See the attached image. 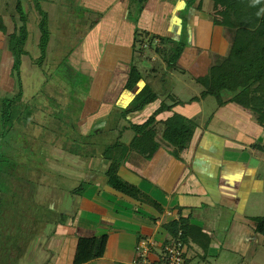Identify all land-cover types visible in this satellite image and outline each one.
I'll return each mask as SVG.
<instances>
[{
  "label": "crops",
  "instance_id": "crops-1",
  "mask_svg": "<svg viewBox=\"0 0 264 264\" xmlns=\"http://www.w3.org/2000/svg\"><path fill=\"white\" fill-rule=\"evenodd\" d=\"M40 4L48 2L40 0ZM80 4L94 16L88 25H95L83 44L95 47L94 57L101 64L99 71L91 76L86 71L76 76L81 81L83 77L89 81L94 78V85L84 86L77 109L76 133L79 138L87 139L89 146L84 152L72 154L61 142L55 145L50 140L40 141L44 142L40 146L46 157L37 202L42 200L39 204L45 210V217L38 238L17 264H75L80 240L102 237L108 239L104 257L88 264H132L141 241L153 242L157 253H161L170 239L165 227L181 217L191 220L193 226L212 239L207 253L194 240L189 241L186 247L191 264L197 259L203 264H212V260L229 264L232 255L244 260L254 254L263 255L264 237L255 233L254 217L247 212L264 199V187L256 168L263 159L259 157L261 152L252 149L255 143L264 142V130L252 121L251 113L231 104L216 112L208 123L198 124L190 148L177 157L163 140L166 123L176 114L191 120L200 112L194 110L195 104L184 102L176 95L156 93L154 88H159L160 82L157 74L150 78L140 70L143 82L133 93L125 90L131 65H136V24L130 18L132 0H81ZM191 4L192 0H149L138 27L151 36L179 42L186 23L189 47L180 64L189 60L194 64L201 55L199 49H209L213 59L215 55L225 57L229 42L224 30L215 27L212 21L214 2L196 0L189 8ZM188 10L184 18L183 12ZM3 34L0 32V53H4L0 54V99L9 94L12 97L17 87L9 74L11 55L8 47L5 48ZM174 72L172 77L177 76L178 70ZM147 86L160 100L124 120L122 111ZM186 86L190 90V85ZM163 103L180 104L173 112L157 118L154 130L161 148L149 161L131 150L136 134L130 127L146 124ZM27 133L25 139L19 140L23 147L35 150L38 139L30 131ZM118 144L122 145V153L118 154L120 149H116L115 157L123 161L119 176L140 190L146 200H134L109 186L107 174L112 161L106 157L112 154L106 156L105 152ZM22 153L18 152L17 162L24 166L23 175H35L32 166L27 168L30 159ZM85 185V193H76ZM261 261L264 263V259Z\"/></svg>",
  "mask_w": 264,
  "mask_h": 264
},
{
  "label": "trees",
  "instance_id": "trees-1",
  "mask_svg": "<svg viewBox=\"0 0 264 264\" xmlns=\"http://www.w3.org/2000/svg\"><path fill=\"white\" fill-rule=\"evenodd\" d=\"M17 1V10L21 13V21L24 26L16 29L14 33H8V29L3 27L4 25H0V32L7 36L10 52L13 55L12 78L17 83L16 90L19 89L18 94L12 100L8 98L0 99V102L4 101L10 104L16 103L18 98L23 97L21 84L22 58L23 54H26L24 48L29 37L27 18L23 14V2L22 0ZM212 1L215 5L212 21L215 27L224 30L225 37L229 42V52L225 57L217 59L207 76L197 80V83L205 89L202 93V100L210 97L215 98L220 109L231 104L237 105L257 116V123L264 130V0ZM148 2L149 0H132L130 18L136 24L134 51L137 54H142L146 43H149V47L153 48L157 40L160 41L162 48L172 46L169 52H167V49L157 48L156 53L163 56L169 71H176L189 47L187 25H184L182 38L179 42L170 38L151 36L149 33L142 31L138 27V23ZM195 2L196 0H192L189 8ZM40 11L43 16L40 24L43 33L41 49L44 54H47L51 43L48 28L49 16L42 10V7ZM1 24H3V21ZM184 32H186V39L183 38ZM143 80V75L138 66L132 64L125 90L130 93L135 92ZM226 96H231V99L226 101ZM159 100L160 96L150 86H147L136 96L132 104L122 111L121 117L127 120L133 115L144 112ZM196 100L199 99H194L190 104H194ZM178 104L180 103L175 104V106H168L163 103L146 124L142 126L131 125L130 130L136 134L130 147L131 150L145 156L149 161L153 160L161 148L156 140L157 135L154 130L158 124L157 118L164 113L173 112ZM198 127L196 122L176 114L166 123L163 140L174 149L175 155L179 157L190 148ZM11 131H13V127ZM5 134V130L0 132V144L5 143ZM80 140L82 143L79 144V149L80 152H84L89 143L85 138L80 137ZM35 141L38 142V140ZM75 142L77 143V141ZM37 148H41V146L36 145ZM121 148L122 145L118 144L105 152L106 156L112 153V156L106 157L112 161L107 174L109 186L116 192L134 200H146L147 197L140 190L123 181L119 176L123 161L121 158L115 157L116 152L114 151L120 149L118 154H121ZM252 149L264 154V143H255L252 145ZM35 163V161L31 162L32 168H34ZM34 171L36 172L35 176L42 175L35 168ZM3 172L0 183L7 186H3L4 189L0 190V264H17L25 256L31 243L38 238L44 222L45 210L37 202L39 182L36 180L31 181L26 178L27 176L22 178L17 176L16 178L15 175L17 174L11 172V170H4ZM86 186H82L76 193L80 195L85 193ZM151 204L157 206L155 202L151 201ZM191 222V220L181 217L178 221L174 220L168 224L165 230L168 232L170 239H179L180 234H182L180 240L185 245L194 240L207 253L211 247L212 239L205 235L202 229L193 226ZM252 222L255 233L264 237V218H256ZM107 242V237L80 240L75 264H88L103 258Z\"/></svg>",
  "mask_w": 264,
  "mask_h": 264
},
{
  "label": "rangeland",
  "instance_id": "rangeland-1",
  "mask_svg": "<svg viewBox=\"0 0 264 264\" xmlns=\"http://www.w3.org/2000/svg\"><path fill=\"white\" fill-rule=\"evenodd\" d=\"M61 1L56 0L54 3V1L49 0L48 4H45V8L44 4V7L41 6L40 0H22L23 14L27 18L29 32L24 48L26 54H23L22 58L21 84L23 97L18 98L17 102L13 104L0 102V128L2 132L5 130L6 133L5 143L0 144V171L2 170L0 179L4 174V170H11V172L17 174L15 175L16 178L17 176L19 178L25 176L23 175L25 173L23 164L17 163L19 160L17 154L20 151L24 152L21 154L23 157H27L31 162H36L34 164L35 170L41 173L45 170L43 165L46 157L44 148L32 150L29 147H23V143L20 142L23 137L24 139L27 137V131L37 137L38 142H35L38 147L44 145V142L40 141L50 140L55 145L57 142H61V146L69 153L70 151L73 153L80 152L79 144L82 142L76 133V123L79 117L77 109L80 106L78 102L82 99V91L86 89L84 86L94 85V78L91 77L89 81L87 77H83L81 81L76 76L81 71L89 72L91 76L92 73L99 71L101 64L98 63L97 56L94 57L95 47L83 44L84 40L88 38L85 36L89 32L91 33L95 26L88 25L91 24L90 20L92 21L94 16L81 7V0ZM17 4V0H0V25H4L3 27L8 29V33H14L16 29L24 26L21 21V13L17 10ZM39 5L43 7L42 10L44 9L43 11H46L49 16L48 28L51 35V45L47 54H44L41 49L43 33L40 24L43 16ZM189 12L190 10L188 12L184 11L183 17L186 18ZM2 21L3 24H1ZM184 25L187 24L184 23ZM185 36L186 32L183 35L184 39H186ZM4 40L5 48L8 47L11 55L9 58V74L11 75L14 59L10 52L7 36ZM157 48L167 49V52H169L172 46L162 48V45L158 43L151 48L149 43H146L142 54H134V62L138 68L147 77L153 78L154 74L160 76V78L157 77L160 81H158L159 88L153 87L156 93L161 95L173 94L182 101L190 103L194 99H199L194 102V110L196 112L199 110L200 113L195 118L191 117V120L197 124L208 123L213 115L220 110L219 103L212 97L202 100V93L205 89L197 83V80L209 74L211 67L217 62L215 59H218V56L215 55L213 59L209 49H199L197 51L199 54L201 52V55L198 56L194 64L190 60L185 61L179 65L177 76L172 77L171 74L175 72L168 70L163 56L156 53ZM0 54L3 55L4 53ZM4 67H6L5 64ZM187 84L190 85V90L187 89ZM18 92L19 89L14 92L12 97L10 94L4 95V99L12 100ZM230 99L231 96L225 97L226 101ZM4 118L5 120H3ZM257 118V116L252 115L251 119L257 122ZM12 127L13 131H11ZM259 157L263 160L258 162L256 168H258L259 178L264 187V154L260 153ZM31 166L30 164V167L27 168L31 169ZM26 178L31 181L36 180L42 185L43 179L40 174L38 176L29 174ZM3 186L6 187L7 185L0 183V190L4 189ZM39 203L42 204V200ZM259 203L258 207H251L247 212L248 216L254 217L253 219L264 218V199L262 198ZM261 249L264 250V246ZM261 259H264V254H254L246 260L240 256L232 255L229 264H242V262L243 264H264ZM210 262L217 264L215 260ZM195 264L203 263L197 259Z\"/></svg>",
  "mask_w": 264,
  "mask_h": 264
},
{
  "label": "built area",
  "instance_id": "built-area-1",
  "mask_svg": "<svg viewBox=\"0 0 264 264\" xmlns=\"http://www.w3.org/2000/svg\"><path fill=\"white\" fill-rule=\"evenodd\" d=\"M171 216V215H170ZM169 239L161 253L151 241H141L137 247V258L132 264H191L187 256V247L180 238Z\"/></svg>",
  "mask_w": 264,
  "mask_h": 264
}]
</instances>
